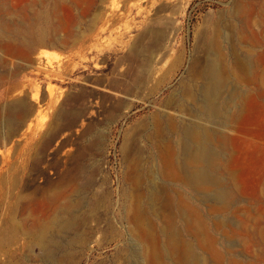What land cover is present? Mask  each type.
<instances>
[{
    "label": "rangeland",
    "instance_id": "obj_1",
    "mask_svg": "<svg viewBox=\"0 0 264 264\" xmlns=\"http://www.w3.org/2000/svg\"><path fill=\"white\" fill-rule=\"evenodd\" d=\"M213 58L240 96L227 124L204 115ZM195 125L228 202L187 182ZM71 205L45 262L20 227ZM188 247L264 264V0H0V264H182Z\"/></svg>",
    "mask_w": 264,
    "mask_h": 264
},
{
    "label": "bare ground",
    "instance_id": "obj_2",
    "mask_svg": "<svg viewBox=\"0 0 264 264\" xmlns=\"http://www.w3.org/2000/svg\"><path fill=\"white\" fill-rule=\"evenodd\" d=\"M205 80V118L210 121H218L222 119L225 120L227 124V121H229L231 118L229 114L230 106L228 105L235 102V98L238 100L240 96H238V94L235 92L229 97H224L225 89L227 88V82L225 75L220 68V62L218 59L213 58L209 62V65L205 71ZM184 132L185 138L182 140L181 146L185 154V159L188 162L187 164H189L188 166L186 165L187 168L185 170L189 186L195 189L206 186H210L208 188L213 187L215 188L214 197L218 201H230L232 194L228 187L223 186V181L219 180L217 175V171L219 169V155L212 143L215 132L211 131V129L204 125H195L185 128ZM76 220L77 217L74 212V207L71 205L69 207L63 208L59 214L56 215L54 222L51 224L43 225V223H39L34 229L35 231H30L23 227L20 228L21 231L31 237V239L40 249L45 250V262H50L52 259L50 244L54 243L55 239L61 234L76 233ZM13 233L4 235L1 238V241L4 243L13 242L16 239V236ZM164 235H166V238L169 239L172 244L175 246H180L178 230L174 226H171L170 228L168 226V228L164 230ZM83 241H85V239ZM139 264H145V260L141 261ZM182 264H201V262L192 253L191 248H186L183 250Z\"/></svg>",
    "mask_w": 264,
    "mask_h": 264
}]
</instances>
